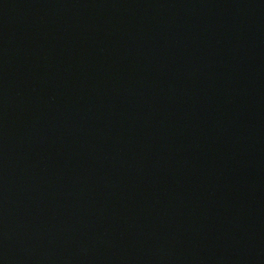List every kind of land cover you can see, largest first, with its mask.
Segmentation results:
<instances>
[{"label":"water","instance_id":"95a60500","mask_svg":"<svg viewBox=\"0 0 264 264\" xmlns=\"http://www.w3.org/2000/svg\"><path fill=\"white\" fill-rule=\"evenodd\" d=\"M0 264H264V0H0Z\"/></svg>","mask_w":264,"mask_h":264}]
</instances>
